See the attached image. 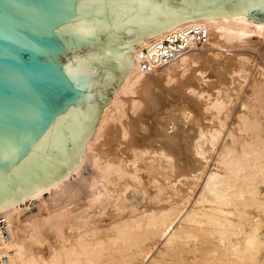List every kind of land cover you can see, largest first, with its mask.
<instances>
[{
	"label": "bare ground",
	"instance_id": "6f19581e",
	"mask_svg": "<svg viewBox=\"0 0 264 264\" xmlns=\"http://www.w3.org/2000/svg\"><path fill=\"white\" fill-rule=\"evenodd\" d=\"M256 10L190 19L130 51L83 160L0 209V264H264V4ZM132 186L143 204L121 203Z\"/></svg>",
	"mask_w": 264,
	"mask_h": 264
},
{
	"label": "water",
	"instance_id": "95a60500",
	"mask_svg": "<svg viewBox=\"0 0 264 264\" xmlns=\"http://www.w3.org/2000/svg\"><path fill=\"white\" fill-rule=\"evenodd\" d=\"M264 0H0V209L82 160L144 40Z\"/></svg>",
	"mask_w": 264,
	"mask_h": 264
},
{
	"label": "rangeland",
	"instance_id": "374dc122",
	"mask_svg": "<svg viewBox=\"0 0 264 264\" xmlns=\"http://www.w3.org/2000/svg\"><path fill=\"white\" fill-rule=\"evenodd\" d=\"M127 194H126V199L122 200L121 203H130V204H135V205H141L145 202L146 200V194L144 192L143 189H140L137 186H132L129 188V191L126 190ZM49 191H45L43 194V198L46 199L47 197H49ZM25 214H31L33 212H36L38 209V198L34 197L32 200L27 201L24 205ZM262 229V228H261ZM46 233L48 234V236L54 240L55 239V234H54V230L51 229V227L49 225H47L46 227ZM264 236V234H263Z\"/></svg>",
	"mask_w": 264,
	"mask_h": 264
}]
</instances>
